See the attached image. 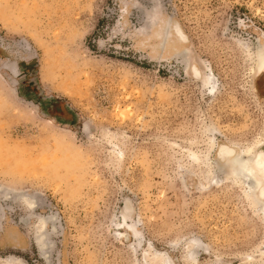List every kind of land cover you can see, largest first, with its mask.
<instances>
[{"label": "rangeland", "instance_id": "1", "mask_svg": "<svg viewBox=\"0 0 264 264\" xmlns=\"http://www.w3.org/2000/svg\"><path fill=\"white\" fill-rule=\"evenodd\" d=\"M0 264H264V0H0Z\"/></svg>", "mask_w": 264, "mask_h": 264}, {"label": "bare ground", "instance_id": "2", "mask_svg": "<svg viewBox=\"0 0 264 264\" xmlns=\"http://www.w3.org/2000/svg\"><path fill=\"white\" fill-rule=\"evenodd\" d=\"M259 60H262V59H259ZM234 163H235L234 174L239 175L241 177H245V178L251 177V174H250L251 168L248 165V161L242 160V159H236L234 161ZM258 184H262V183H260V182L256 183V185H258Z\"/></svg>", "mask_w": 264, "mask_h": 264}]
</instances>
